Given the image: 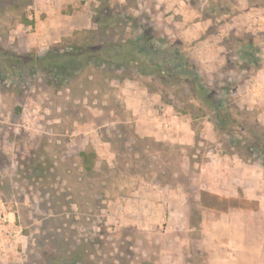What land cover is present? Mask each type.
Segmentation results:
<instances>
[{"label":"rangeland","instance_id":"1","mask_svg":"<svg viewBox=\"0 0 264 264\" xmlns=\"http://www.w3.org/2000/svg\"><path fill=\"white\" fill-rule=\"evenodd\" d=\"M98 3L0 0V201L10 221L0 223V264H207L201 213L230 204L216 197H244L238 199L252 212L261 209L254 198L264 200L261 152L207 118L178 112L143 82L95 70L67 87L5 62L7 53L24 60L27 52L66 45L93 27ZM109 3L129 6L126 12L141 15L174 51L178 44L215 88L246 75V66H224L232 31L264 33V8H257L264 0ZM255 45L260 70L264 34ZM258 70L240 86L237 104L262 121L264 106L253 102L250 86ZM81 151L95 153L90 171ZM33 159L46 167L41 176ZM141 191L152 195L136 197Z\"/></svg>","mask_w":264,"mask_h":264},{"label":"trees","instance_id":"2","mask_svg":"<svg viewBox=\"0 0 264 264\" xmlns=\"http://www.w3.org/2000/svg\"><path fill=\"white\" fill-rule=\"evenodd\" d=\"M127 8L129 6L120 3L111 5L109 0H99L91 16L92 28L76 31L75 38L66 45L55 44L37 53L27 52L25 55L29 54L30 58L24 60L7 53L5 62L10 65L18 62L15 68L27 65V69L38 70L47 77L48 84L60 79L67 87L69 81L95 70L106 72L111 78L143 82L150 92L160 94L178 112L215 122L223 134L240 136L247 145L246 149L254 147L264 158V124L246 106L237 104L240 86L261 66V49L255 45V38L264 33H250L246 37L243 30L236 37V32L232 31L225 47L224 66H246V75L242 81L229 77L223 85L215 88L206 80L207 72L201 70L188 54L179 52L178 44L174 45L178 46L174 51L153 26L140 23L141 15L127 13ZM131 8L137 9V3ZM24 23L30 21L24 19ZM215 73H223V70ZM79 156L83 169L90 171L95 153L81 151ZM42 164L43 161H36L33 165L32 168L37 173L39 171L36 176L46 170ZM216 198L230 202L224 208L212 207L221 211L246 207V201L238 198Z\"/></svg>","mask_w":264,"mask_h":264},{"label":"crops","instance_id":"3","mask_svg":"<svg viewBox=\"0 0 264 264\" xmlns=\"http://www.w3.org/2000/svg\"><path fill=\"white\" fill-rule=\"evenodd\" d=\"M257 8L262 9L264 7L257 6ZM193 25H197V22H194ZM250 86L253 102L262 103L264 106V64L251 79ZM154 100L163 104L159 99L153 98V102H156ZM153 102L150 103L148 100L144 101L143 104L148 108ZM139 110V107H134L133 114H139ZM260 116L264 122V111ZM163 122L165 127L170 124L165 118L161 123ZM152 129H147L143 134H151ZM236 193L235 190L234 196ZM151 195L141 191V193H137L136 197H150ZM245 198L250 199L252 197ZM254 198L259 200L260 207L262 205L264 207L263 197ZM139 205L136 209L138 215L143 213L139 210ZM262 207L256 214L247 206L229 208L226 211L211 207L202 211L199 227L202 231L201 246L208 254L207 264H264V209Z\"/></svg>","mask_w":264,"mask_h":264},{"label":"built area","instance_id":"4","mask_svg":"<svg viewBox=\"0 0 264 264\" xmlns=\"http://www.w3.org/2000/svg\"><path fill=\"white\" fill-rule=\"evenodd\" d=\"M10 221L7 217V215L5 214V212L2 209V204L0 201V223H3V225L8 224ZM10 233V232H9Z\"/></svg>","mask_w":264,"mask_h":264}]
</instances>
